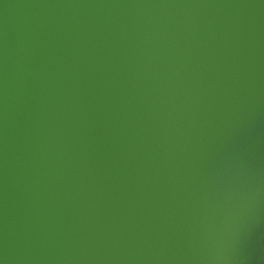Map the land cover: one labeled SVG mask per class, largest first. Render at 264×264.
Instances as JSON below:
<instances>
[{
    "label": "water",
    "instance_id": "water-1",
    "mask_svg": "<svg viewBox=\"0 0 264 264\" xmlns=\"http://www.w3.org/2000/svg\"><path fill=\"white\" fill-rule=\"evenodd\" d=\"M0 264H264V0H0Z\"/></svg>",
    "mask_w": 264,
    "mask_h": 264
}]
</instances>
